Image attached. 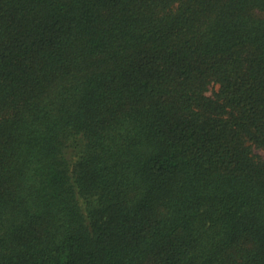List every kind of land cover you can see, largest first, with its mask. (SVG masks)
I'll return each mask as SVG.
<instances>
[{
  "label": "trees",
  "instance_id": "obj_1",
  "mask_svg": "<svg viewBox=\"0 0 264 264\" xmlns=\"http://www.w3.org/2000/svg\"><path fill=\"white\" fill-rule=\"evenodd\" d=\"M264 0H0V264H264Z\"/></svg>",
  "mask_w": 264,
  "mask_h": 264
},
{
  "label": "rangeland",
  "instance_id": "obj_2",
  "mask_svg": "<svg viewBox=\"0 0 264 264\" xmlns=\"http://www.w3.org/2000/svg\"><path fill=\"white\" fill-rule=\"evenodd\" d=\"M263 155H264V152H263Z\"/></svg>",
  "mask_w": 264,
  "mask_h": 264
}]
</instances>
